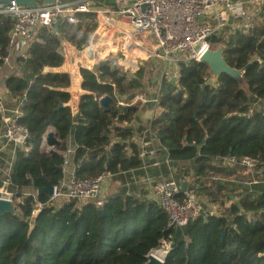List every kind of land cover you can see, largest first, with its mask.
<instances>
[{"label":"trees","instance_id":"1","mask_svg":"<svg viewBox=\"0 0 264 264\" xmlns=\"http://www.w3.org/2000/svg\"><path fill=\"white\" fill-rule=\"evenodd\" d=\"M114 2L93 4L106 8ZM77 17L76 24L65 19L57 29L39 28L25 56H16L18 67L6 81L12 101L8 105H20V124L30 136L29 152L17 150L12 183L18 193L39 189L44 179L58 184L66 177L64 153L74 146L70 170L80 179L111 173L110 196L103 214L92 202L72 200L43 209L33 219L31 197L27 198L17 215L0 216V264H144L149 252L168 239L172 249L164 264H264V15L247 31L230 32L227 38L223 31L210 40L214 48L224 45L227 63L243 72L242 84L226 72L213 79L207 62L191 59L179 63L177 75L162 76L159 93L164 112L149 122L144 144L130 145L131 155L126 139L132 133L122 126L114 129L120 139L109 151L102 148L111 142L112 119L130 122L135 115L117 105L115 93L125 94L134 84L127 76L107 63L97 69L80 68L84 93L76 123L67 104L72 77L68 72H44L46 66L58 68L64 63L59 52L63 37L79 50L88 45L98 24L96 12ZM14 24L12 15L0 13V68ZM101 36L98 41L105 33ZM94 53L89 55L91 61H106ZM255 60L259 62L246 68ZM137 67L134 64L133 71ZM106 95L115 104L105 112L99 99ZM60 103L64 106L58 108ZM49 128L62 141L53 153L42 149ZM149 147L160 150L144 156ZM244 157L254 159L255 169L263 170L255 173L257 182L250 187L234 181L244 170L238 163ZM232 159L236 164L231 165ZM155 160L161 162L155 180L160 175L165 180H187L207 203L219 205L218 214H202L184 227L169 226L166 211L134 180ZM231 196L235 202L225 207ZM48 197L40 195L42 201Z\"/></svg>","mask_w":264,"mask_h":264},{"label":"built area","instance_id":"2","mask_svg":"<svg viewBox=\"0 0 264 264\" xmlns=\"http://www.w3.org/2000/svg\"><path fill=\"white\" fill-rule=\"evenodd\" d=\"M252 1L264 11V0ZM93 2L94 0H56L53 3L24 6L13 0L10 4H1L0 13H8L15 19L9 34L10 43L5 63L13 55L25 56L31 43L29 37L33 35L35 37L39 28L46 26L53 29L58 19L61 21L66 19L76 24L79 22L77 15L84 12H96L99 20L103 19V24L109 22L110 15L113 14L119 19L129 21L132 32L147 31L156 41V47L165 59L176 58L178 62L191 59L202 62L205 52L213 47L210 41L212 35L226 27L229 16H242L244 19H250L252 16L239 0H115L106 8H95ZM208 18L213 19L215 24ZM183 53H188V57L181 58ZM21 115L20 105L7 108L0 97V180L3 182L0 186V199L11 200L18 212L20 204L31 197L30 219L40 215L43 209L53 210L72 200L79 203L92 202L98 209L102 208L110 196L113 175L104 173L87 179L76 177L69 167L75 151L74 146H69L64 153L63 170L66 177L53 185L48 200H41L38 189L18 193L12 183V169L17 159V150L23 149L25 154L29 152L27 144L30 138L29 129L20 124ZM77 115L76 123L81 117L80 113ZM114 120L117 119L113 118L112 122ZM114 134L117 136L116 132ZM46 137L45 134L42 149L48 153L51 146L46 143ZM110 145L111 142L107 146ZM235 162L232 159L230 163L234 165ZM238 163L247 170L245 171L247 173L262 172L255 169L256 162L250 157H244ZM255 182L257 178L251 183ZM183 183H187L186 190L182 188ZM149 191L147 196L156 201L168 214L169 226L184 227L202 214L213 215L219 211V205L207 203L195 188L188 187L187 180L172 178L156 181L150 184ZM171 249L172 241L168 239L159 249L150 252L165 261Z\"/></svg>","mask_w":264,"mask_h":264},{"label":"crops","instance_id":"3","mask_svg":"<svg viewBox=\"0 0 264 264\" xmlns=\"http://www.w3.org/2000/svg\"><path fill=\"white\" fill-rule=\"evenodd\" d=\"M237 1V0H236ZM242 2L243 8L245 10L249 11L252 16L250 19H244L242 16H236V15H227L229 16L227 18V25L221 30H218L214 32L213 35H219L221 36L223 31L227 33L225 36L226 38L228 37V33L235 32L236 30H245L247 31L248 29L251 28V26L258 25L262 21V17L264 15V11L259 6L255 1L252 0H239V2ZM37 4H45L43 0H38ZM111 4H108L107 7H109ZM105 8V7H104ZM114 10V9H113ZM110 21L107 23H104L105 25H110L112 28H118L119 31H124L125 27H128L126 29H129L132 32V26L129 21L126 19H119L118 17L114 16L113 14L110 15ZM208 20L212 21L213 24H215V21L213 19L208 18ZM103 24V19L100 18L98 20V25L99 28H101V25ZM103 24V25H104ZM121 24V27L118 26ZM102 25V26H103ZM130 25V26H129ZM227 29V31H226ZM99 30V29H98ZM97 30V31H98ZM133 33V32H132ZM224 33V34H225ZM212 35V36H213ZM31 42L35 40L36 38L33 36L29 37ZM137 45H140L142 49H145L148 53V56L146 59H141L140 62L138 63L137 69L134 71L135 74L130 73L128 75L127 72L121 73L120 75L127 76L128 80L133 82L134 84L128 87L127 91L125 94H121L116 92L117 96V105L122 104L125 108L126 105L128 104H136L137 105V110L135 111V115L130 122H121L119 120H114L112 123V132L110 134L111 137V144L114 142L118 141L120 138L114 134L115 132V127H124L125 129H130L131 130V135L126 139L128 142V153L130 155L132 154L131 147L130 145L132 143H137V144H144L145 138H146V132L148 130L149 122L157 117H159L162 112H164V109L161 107L160 104V81L162 76L164 74H172V75H177L179 63L176 58H168L165 59L161 54L159 49H157L156 46H147L144 41L138 43ZM223 45V44H222ZM220 45V46H222ZM59 52L65 57L64 63L58 67V68H48L47 71L52 70V71H57V72H68L70 76L72 77V83L70 87L67 89L72 97L70 101L67 103L72 107L73 110V115H75V118L77 119L78 113H79V102L82 97V94L84 93V90L82 89V77L80 76V68L89 66L87 65V61L89 63H92L89 58H86V60H83V56H79L81 53L80 51L77 50V47L73 45L69 40L66 38H62L61 40V45L59 48ZM150 54V55H149ZM17 56V55H16ZM15 55L11 56L9 60L0 68V97L3 98L4 105L7 108H13L16 107V105H8V102H12L10 99V94L6 90V81L8 79V76L15 72V70L18 67L17 63V58ZM86 56V53L85 55ZM142 71L141 73H139ZM213 79H216L213 75ZM9 98V99H8ZM15 101V99H13ZM149 102H154L155 104L153 106L149 105ZM14 103V102H13ZM119 107V105H118ZM72 143V139L69 141ZM148 144V143H147ZM106 151H109V146H104L102 147ZM160 149L157 148L151 149H146V151H143L144 154L147 155V157L154 156L156 151H159ZM143 154V155H144ZM144 155V156H146ZM146 157V158H147ZM160 157V153H159ZM156 163V164H154ZM150 164V167H147L144 169V174L136 177L137 175H134V180L136 183H139L140 185L144 186L145 192L148 194L149 191V186L151 183L156 182V181H166L163 177V175H160L156 178V168H159L157 166L161 165V162L158 160H155V162ZM156 165V166H155ZM153 171V172H152ZM247 171L244 169L243 171L240 172V181L239 180H234L239 185H247L250 187L252 184L251 182L256 179L255 173L250 172L247 173ZM175 178V177H173ZM232 181V182H234ZM247 183V184H246ZM235 202V197L231 196L230 199H227L225 201V207L228 205H231Z\"/></svg>","mask_w":264,"mask_h":264},{"label":"rangeland","instance_id":"4","mask_svg":"<svg viewBox=\"0 0 264 264\" xmlns=\"http://www.w3.org/2000/svg\"><path fill=\"white\" fill-rule=\"evenodd\" d=\"M202 19H200V20H202ZM98 20H99V18L97 16V21ZM118 26L121 27V24H119ZM126 28H128V27H125L124 31H119L117 27L112 28L110 25L104 24L103 26H101V28H99V25L97 24L95 30L91 34L92 37H91L88 45L85 46V48L82 50H79L77 48V50L81 52L79 54V56L80 55L83 56V60L85 61L87 58L86 56H84L85 51L87 50V48L94 45L92 47H95V51L97 50V53H94V54H96L97 56H99L102 59H105L106 61L105 60L104 61L107 64L111 65L112 68L117 69L119 74L125 73V72H127L128 75H130V76H131L130 73L135 74L133 71L134 70V64H138L140 62V58L144 60L148 56V54L146 52H143L136 45L138 43L144 41V43L147 46L153 47V46H156V41L154 40V38L151 35H149V33L147 31L143 32V33H137L135 31H133V33H132L129 29H126ZM98 33H102V34L105 33L106 37L104 36L103 39H99V41H98L99 36L102 35V34L100 35ZM129 35L131 37H128ZM96 42H97V44H96ZM219 47H221V46H217L216 48H219ZM216 48L212 47V49H216ZM120 54L128 55V58H125L124 60H120V58H119ZM187 57H188V53H183L181 55V58H187ZM90 60H92V59H90ZM91 62L92 63H89V61H87V65H90V67L89 66H86V67L91 68V69H97L101 63V62H98V64H97L96 61H94V60ZM122 62H124V63H122ZM122 64H123V66H122ZM141 72L142 71H140L139 73H141ZM148 104L153 106L155 103L149 102Z\"/></svg>","mask_w":264,"mask_h":264},{"label":"water","instance_id":"5","mask_svg":"<svg viewBox=\"0 0 264 264\" xmlns=\"http://www.w3.org/2000/svg\"><path fill=\"white\" fill-rule=\"evenodd\" d=\"M13 0H0V5L1 4H10ZM20 5H37L38 0H16ZM56 0H43L44 3H53ZM61 23V20L58 19L55 23V28L57 29L59 24ZM224 45H222L219 48L216 49H209L205 52L203 55L202 61H205L208 63L210 66L211 72H213L214 77L217 79L223 72L229 73L233 77H235L241 84L244 82L243 78V72L240 71L239 69H236L234 67H231L225 57H224ZM258 60L252 61L249 63L246 68H248L251 64L253 63H258ZM106 62H101L100 65H104ZM48 66L44 68V72L48 70ZM23 70V67L21 68ZM99 104L100 108L103 111H108L111 107L112 104H115L114 99L110 95L103 96L99 99ZM119 108L122 109L124 106L122 104H118ZM64 104L60 103L58 108L63 107ZM128 109H131L133 111L137 110V105L136 104H128L126 105ZM46 143L51 146L50 153H53L57 147L62 146V141L57 137L55 134L54 128H51L48 130L46 133ZM257 178V176H255ZM2 180H0V186L2 185ZM183 190H186L187 188V183L182 184ZM53 190V184L48 182L46 179H44V185L38 189L39 194H44V193H51ZM98 212L100 214H103V209L100 208L98 209ZM14 214L17 215V210L12 203V201L0 199V216H4L5 214ZM224 235V234H223ZM165 261L160 259L158 256H156L154 253L149 252L147 256V261L144 264H164Z\"/></svg>","mask_w":264,"mask_h":264},{"label":"bare ground","instance_id":"6","mask_svg":"<svg viewBox=\"0 0 264 264\" xmlns=\"http://www.w3.org/2000/svg\"><path fill=\"white\" fill-rule=\"evenodd\" d=\"M128 37H131V36L129 35ZM136 46L139 47L143 52L148 53L145 49H142V47L140 45H136ZM91 52H93V53L94 52H97V50L95 51V47H93L91 51H90V48H87V50L85 51L86 57L89 58V59H90V56L89 55H90ZM119 58H120V60H124L125 58H128V55L120 54V57ZM96 63H98V61H96ZM122 63H124V62H122ZM122 66H123V64H122Z\"/></svg>","mask_w":264,"mask_h":264}]
</instances>
